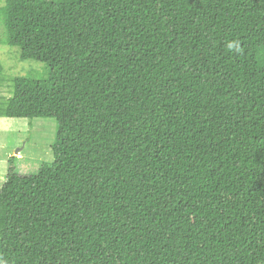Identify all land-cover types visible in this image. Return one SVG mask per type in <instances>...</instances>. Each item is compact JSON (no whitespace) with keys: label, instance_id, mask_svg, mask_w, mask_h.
Returning a JSON list of instances; mask_svg holds the SVG:
<instances>
[{"label":"trees","instance_id":"trees-1","mask_svg":"<svg viewBox=\"0 0 264 264\" xmlns=\"http://www.w3.org/2000/svg\"><path fill=\"white\" fill-rule=\"evenodd\" d=\"M0 117L56 120L0 187V264H264V0H5ZM0 64V74L2 72Z\"/></svg>","mask_w":264,"mask_h":264},{"label":"rangeland","instance_id":"rangeland-1","mask_svg":"<svg viewBox=\"0 0 264 264\" xmlns=\"http://www.w3.org/2000/svg\"><path fill=\"white\" fill-rule=\"evenodd\" d=\"M5 0H0V102H5L12 93V78L31 76L45 78L49 69L43 62L34 59L21 60L19 48L4 42L2 7ZM56 120L52 117L33 119L0 117V187L5 181L8 158L15 157L16 170L20 174L37 171L43 162H51V145L55 139ZM20 147L17 153L15 150Z\"/></svg>","mask_w":264,"mask_h":264},{"label":"water","instance_id":"water-1","mask_svg":"<svg viewBox=\"0 0 264 264\" xmlns=\"http://www.w3.org/2000/svg\"><path fill=\"white\" fill-rule=\"evenodd\" d=\"M19 149H20V147H18V148L15 150V152H14V153H17Z\"/></svg>","mask_w":264,"mask_h":264}]
</instances>
